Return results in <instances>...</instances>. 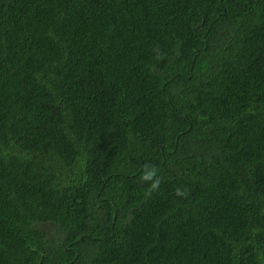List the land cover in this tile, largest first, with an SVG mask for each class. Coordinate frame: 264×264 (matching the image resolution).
I'll return each instance as SVG.
<instances>
[{"label":"trees","instance_id":"trees-1","mask_svg":"<svg viewBox=\"0 0 264 264\" xmlns=\"http://www.w3.org/2000/svg\"><path fill=\"white\" fill-rule=\"evenodd\" d=\"M0 264H264V0H0Z\"/></svg>","mask_w":264,"mask_h":264},{"label":"clouds","instance_id":"clouds-1","mask_svg":"<svg viewBox=\"0 0 264 264\" xmlns=\"http://www.w3.org/2000/svg\"><path fill=\"white\" fill-rule=\"evenodd\" d=\"M141 182L148 183V189L146 195H150L152 192L157 191L161 184V178L158 176V169L155 166L145 164L144 169L139 177ZM177 196H187L188 190L177 187L175 190Z\"/></svg>","mask_w":264,"mask_h":264}]
</instances>
